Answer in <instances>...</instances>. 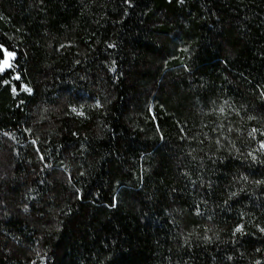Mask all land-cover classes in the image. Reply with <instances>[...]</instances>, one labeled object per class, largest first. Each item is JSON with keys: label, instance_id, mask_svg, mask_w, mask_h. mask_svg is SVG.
Masks as SVG:
<instances>
[{"label": "trees", "instance_id": "16d2710c", "mask_svg": "<svg viewBox=\"0 0 264 264\" xmlns=\"http://www.w3.org/2000/svg\"><path fill=\"white\" fill-rule=\"evenodd\" d=\"M7 53L0 264H264V0H0Z\"/></svg>", "mask_w": 264, "mask_h": 264}, {"label": "snow or ice", "instance_id": "6c2138e0", "mask_svg": "<svg viewBox=\"0 0 264 264\" xmlns=\"http://www.w3.org/2000/svg\"><path fill=\"white\" fill-rule=\"evenodd\" d=\"M9 56H12V53H8ZM4 66L12 67L11 64L8 63V61H4L3 65H0V72L4 71ZM18 78V77H17ZM27 91H30V89H26Z\"/></svg>", "mask_w": 264, "mask_h": 264}, {"label": "rangeland", "instance_id": "374dc122", "mask_svg": "<svg viewBox=\"0 0 264 264\" xmlns=\"http://www.w3.org/2000/svg\"><path fill=\"white\" fill-rule=\"evenodd\" d=\"M5 61H8L9 64H12V59H13V55L12 56H9L8 53L7 55H5ZM3 65V63H2ZM8 67L7 66H4V70L7 69Z\"/></svg>", "mask_w": 264, "mask_h": 264}]
</instances>
